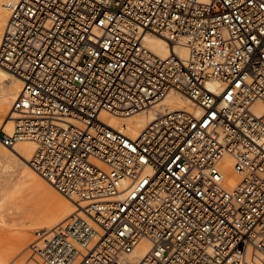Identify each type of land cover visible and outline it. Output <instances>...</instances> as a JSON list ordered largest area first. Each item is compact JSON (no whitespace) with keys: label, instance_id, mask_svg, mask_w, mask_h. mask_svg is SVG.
I'll list each match as a JSON object with an SVG mask.
<instances>
[{"label":"built area","instance_id":"1","mask_svg":"<svg viewBox=\"0 0 264 264\" xmlns=\"http://www.w3.org/2000/svg\"><path fill=\"white\" fill-rule=\"evenodd\" d=\"M0 65L24 82L0 142L36 145L32 167L82 212L44 238L43 264H250L264 254V0H14ZM152 32L174 48L163 59ZM217 83L216 89L211 84ZM175 90L192 110L127 117ZM234 162L227 188L220 166ZM81 214V215H80ZM146 240L143 257L134 253Z\"/></svg>","mask_w":264,"mask_h":264},{"label":"bare ground","instance_id":"2","mask_svg":"<svg viewBox=\"0 0 264 264\" xmlns=\"http://www.w3.org/2000/svg\"><path fill=\"white\" fill-rule=\"evenodd\" d=\"M13 1L0 0V42L10 14L8 4ZM145 45L163 59L169 57L173 52L172 49L184 62H187L189 57V51L183 42L175 44L174 48H172V45L166 38L152 32L146 34ZM218 86L217 83L211 84L213 89H216ZM23 89L24 82L0 65V132L2 128L7 133L11 132L13 119L17 117V114L13 110V103L20 96ZM166 109L192 110L197 114L201 112L184 94L172 90L161 103L153 108L127 117H120L104 112L102 119L108 127L120 130L131 138H136L156 118L157 111H164ZM253 110L258 115L264 113V104L257 102ZM35 148L36 145L30 141L20 142L13 148L0 142V229H3L11 221L15 222L17 217L27 210L25 205L26 192L31 188L42 189L58 205L56 209L49 210L48 212L37 213L36 209H33L35 213L31 211L30 214H27V221L23 224L25 236L20 238L15 245V253L22 254L28 249L33 252L30 257L31 259L25 257L23 264H43L37 253L43 245L44 238L50 236L57 228L69 222L74 215L81 213V207H84L86 204L82 202L78 205L72 199L61 194L32 167L30 161L32 160ZM220 168L225 175L227 188H234L239 183L240 176L234 169V162L230 155L224 157ZM148 248L149 244L146 240H143L138 245L134 256L138 258L143 257ZM246 260L250 264H264V254L258 252L253 259L249 251ZM8 261L10 262V259Z\"/></svg>","mask_w":264,"mask_h":264},{"label":"rangeland","instance_id":"3","mask_svg":"<svg viewBox=\"0 0 264 264\" xmlns=\"http://www.w3.org/2000/svg\"><path fill=\"white\" fill-rule=\"evenodd\" d=\"M53 200L54 199H52L49 195H47L45 191H42V189L31 188L26 192V204L25 205H26L27 210L23 212L21 215H19L15 222L11 221L3 229H0V261H1L0 263L1 264L3 263L4 264H10V263L11 264H23L25 257L27 259L28 258L31 259L30 257L33 253L31 250L29 249H28L29 251L25 250V252L22 253L23 254L22 256L21 253H19L20 255L18 253H15V245L17 244L20 238H23L25 236V227L23 226V224L27 221L26 220L27 214L28 213L30 214L31 211H34L35 209L37 213L48 212L49 210L51 211L53 209H56L58 205L55 202V200L54 201ZM33 213H35V211ZM9 259H10V262L8 261Z\"/></svg>","mask_w":264,"mask_h":264}]
</instances>
